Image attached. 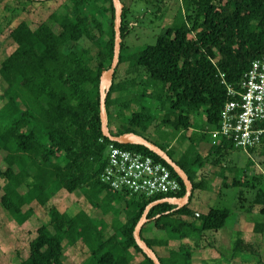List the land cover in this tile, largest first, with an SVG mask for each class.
Here are the masks:
<instances>
[{"label":"trees","instance_id":"16d2710c","mask_svg":"<svg viewBox=\"0 0 264 264\" xmlns=\"http://www.w3.org/2000/svg\"><path fill=\"white\" fill-rule=\"evenodd\" d=\"M181 1L182 8L156 42L135 53H128L125 43L132 28L124 6L120 63L107 98L112 134L134 132L155 143L186 171L194 185L185 207L163 203L148 214L142 238L162 264H195L202 250L217 247L210 233L226 226L231 211L211 208L198 216L190 204L196 190L208 189L216 167L227 168L222 164L237 148L225 138L211 145L206 154L198 153L197 147L219 127L221 112L231 99L228 86L240 90L252 62L264 54V0ZM101 15L107 18L106 29ZM114 20L112 0H65L48 21L35 28L21 21L10 31L15 49L0 66L6 84L0 88V154L6 164V168L0 165V203L20 225L33 217L35 204L47 206L50 218L37 229L21 264H154L137 243L136 225L151 202L185 195L180 177L156 154L139 144L112 142L102 133L100 78L114 55ZM85 39L92 43L90 49L79 52L74 45L67 49L69 43ZM121 69L126 75L118 80ZM143 73L154 93L137 92L122 103L118 95L133 93L140 82L144 84ZM164 95L169 109L159 119L142 104L146 97L162 102ZM134 103L141 109L127 116L126 107ZM201 112L206 117L204 127L187 136L193 117ZM114 118L127 122L113 130ZM151 128L157 131V140L146 135ZM178 137L194 141L175 159L171 144ZM110 144L166 165L179 180L180 192L146 198L111 189L101 181ZM250 153L263 157L264 144ZM208 164L213 168L204 172ZM243 175L231 178L225 174L222 188L237 187L240 206H258L264 215V170L254 171L250 178ZM62 190L81 191L91 207L102 209L104 215L115 213L113 219L94 220L85 208L74 216L62 213L51 203ZM263 229L264 222L255 226L256 232ZM70 249L79 251L83 260L66 262ZM231 251L234 259L256 252L241 234ZM212 260L200 262L210 264Z\"/></svg>","mask_w":264,"mask_h":264},{"label":"rangeland","instance_id":"374dc122","mask_svg":"<svg viewBox=\"0 0 264 264\" xmlns=\"http://www.w3.org/2000/svg\"><path fill=\"white\" fill-rule=\"evenodd\" d=\"M27 1L29 3L22 0H0V66L1 62L15 49V45L9 36L11 29L21 21H27L33 28L37 27L40 23L48 21L50 14L64 3L65 0H51L46 2ZM123 4L128 7L127 21L132 28L130 35L127 36L125 41L129 47L128 53L138 52L147 45L154 44L158 36L162 33L163 28L172 23L173 15L179 7L182 8L181 0H124ZM90 9L92 10V8H88L87 10ZM100 20L106 29L107 18L105 15H101ZM54 29L58 31V28L55 26ZM72 45L79 52L92 47V43L87 39L77 43H69L67 49ZM125 75L126 70L121 69L118 73V80ZM141 77L145 83L142 84L140 82V85H138L133 93H121L118 95L123 101L122 103L130 99L137 92L138 94L145 91L154 93L153 84L147 81L146 73H143ZM108 85L109 80L107 82ZM5 87L6 84L0 76L1 90L5 89ZM166 103V95H164L162 102L157 100L153 101L150 97H146L142 105L151 114L160 119L169 109V106L165 105ZM121 107L122 104L118 105L117 110H120ZM140 109L141 106L139 104H131L126 107V115L130 116L132 112L139 111ZM198 115L202 120L196 118L194 126L202 129L204 127L205 115L203 112ZM126 122L125 119L118 121L114 118L112 121V129L117 130L120 125L126 124ZM191 134L188 132L187 136ZM146 135L155 140L158 139V133L154 128H151L150 132L148 131ZM202 147H204L203 152L206 153V144H203ZM260 156L249 154L240 149L232 150L230 156L222 164V166H227V168L219 167L215 180L217 183H213L208 189L196 190L194 193L190 204L194 211L207 213L211 208H228L231 211L226 226L218 233H210L211 237H216L218 241L216 242L217 247L202 250L201 255L203 258L206 260L213 259L210 261V264H264V229L260 233L255 231V226L258 223L264 222V215L260 212V207H252L249 204H244V207H241L239 203L240 189L237 187L222 188L224 174L231 176V178L234 176L240 177L244 174L245 170L249 169L248 175H243V177L250 178L254 171L264 170V155L259 158ZM174 158L176 159L177 157L174 156ZM3 159L4 154L1 153L0 165L6 168ZM261 160H263V163ZM251 162L252 166L250 165V167L249 164ZM247 192L245 190L246 196L252 198V193ZM51 203L62 213L64 212L71 216L76 215L84 208L94 220L102 218L112 220L115 215V213L113 215L112 211H107L104 215L102 209L91 207L81 191L69 193L62 190L55 195ZM33 206L35 209L33 217L23 225H20L0 203V264H21V259L25 258L28 254L29 243L36 236L37 229L43 223H49L48 207H42L37 204ZM26 209L27 207H25ZM121 218L119 217V219ZM146 232L147 234L150 233L148 230ZM239 234H241L244 241L254 246L256 252L242 253L234 259L231 250ZM201 255L197 254L196 257L198 256L200 258ZM83 258L77 250L70 249L66 253V262L68 263H72V261L81 262ZM195 264H201L200 259H196Z\"/></svg>","mask_w":264,"mask_h":264},{"label":"built area","instance_id":"2783aa9c","mask_svg":"<svg viewBox=\"0 0 264 264\" xmlns=\"http://www.w3.org/2000/svg\"><path fill=\"white\" fill-rule=\"evenodd\" d=\"M228 92L231 99L221 112L215 132L249 153L264 144V54L244 74L241 89L228 86ZM101 181L115 191L146 198L175 195L181 190L179 180L166 165L114 144L108 147Z\"/></svg>","mask_w":264,"mask_h":264},{"label":"water","instance_id":"95a60500","mask_svg":"<svg viewBox=\"0 0 264 264\" xmlns=\"http://www.w3.org/2000/svg\"><path fill=\"white\" fill-rule=\"evenodd\" d=\"M33 1H46V0H33ZM112 1L115 9L114 55L110 68L103 71L100 78V117H101L102 133L112 142H116L122 145L139 144L149 149L151 152H153L162 160H164L173 169V171L177 174V176L180 177V179L182 180L186 190L185 195L181 198L167 197L156 200L148 204L143 212L140 221L136 225L134 231L137 243L144 250V252L150 257V259L154 262V264H162L155 251L142 238V229L144 225L148 222V214L153 207L163 203H172L179 207H185L190 202V199L194 191V185L189 175L186 173V171L165 150L157 146L155 143L147 140L143 136L138 135L134 132L124 133L122 135L116 136L113 135L110 130L109 115L107 109V98H108L110 86L112 84V80L115 76L116 70L120 63V56L122 49V22H123V10H124V4L122 3L121 0H112ZM108 80H109V85L107 86Z\"/></svg>","mask_w":264,"mask_h":264},{"label":"crops","instance_id":"0c3cea01","mask_svg":"<svg viewBox=\"0 0 264 264\" xmlns=\"http://www.w3.org/2000/svg\"><path fill=\"white\" fill-rule=\"evenodd\" d=\"M196 118L202 120L201 117H199V115L198 116L196 115L195 117H193V125H192V128L190 130V133H192L191 135H193V136L197 132H199L201 130L200 128H197L196 126H194L195 125V122H196ZM205 119H206V117H204V125H205ZM182 135H184V133H180V136H182ZM191 135H189V136H191ZM192 141H194V139H190V138L188 139V137H186V140H180L179 137L178 138H174V140H173V142L171 144V149L174 150L175 156L176 157H180L189 148V146L191 145V142ZM221 141H222V138L218 134H216L215 129H214V130H212L210 132V136L208 137V139L205 140V141H203V142H201L199 144V147H197V151H198V153L206 154L209 151V148L211 147V145H218V144L221 143ZM203 144H206V146H207L206 153L203 152V150H204V147H202ZM210 169H211L210 168V165L208 164V165H206L204 167L203 170H204V172L205 171L207 172ZM215 170H216L215 171V175L213 176V178L211 180L210 186H212L213 183H217L215 180H216V177H217V174H218L219 167L218 168L216 167ZM196 214L199 215L200 212L199 211H196ZM201 254L202 253H200L199 255H201ZM198 259H200V261H201V259H205V258H203L202 255H201L200 258L198 257Z\"/></svg>","mask_w":264,"mask_h":264}]
</instances>
